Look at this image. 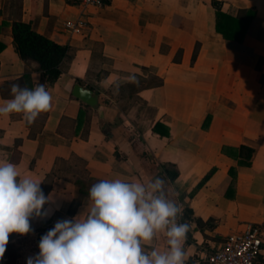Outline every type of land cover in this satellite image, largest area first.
<instances>
[{
	"label": "crops",
	"instance_id": "0c3cea01",
	"mask_svg": "<svg viewBox=\"0 0 264 264\" xmlns=\"http://www.w3.org/2000/svg\"><path fill=\"white\" fill-rule=\"evenodd\" d=\"M212 1L82 8L80 0H0V105L13 83L44 84L53 97L32 124L22 114L0 116V161L40 181L52 198L42 209L48 216L30 221L32 232L10 234L0 264H27L58 220L86 216L89 188L101 179L165 177L170 196L179 193L191 210L186 264H209L206 254L228 234L264 225V0H215L232 16L253 9L241 41L216 31ZM79 18L86 26L68 32L65 22ZM16 20L70 47L54 83L20 58ZM76 84L97 94V107L73 95ZM157 122L169 133L153 131ZM240 145L252 148L250 165L223 150ZM157 246L165 250L163 236ZM257 264H264V232Z\"/></svg>",
	"mask_w": 264,
	"mask_h": 264
},
{
	"label": "clouds",
	"instance_id": "9594fccd",
	"mask_svg": "<svg viewBox=\"0 0 264 264\" xmlns=\"http://www.w3.org/2000/svg\"><path fill=\"white\" fill-rule=\"evenodd\" d=\"M11 96L0 105V116L22 114L28 124L53 106L44 84L28 88L13 83ZM40 185L21 178L15 164L0 161V259L10 234L26 235L33 231V218L48 216L42 209L52 198ZM178 196H170L162 176L147 182L101 179L89 188L87 215L58 220L41 236L39 252L27 264H186L190 224L181 222ZM162 236L163 251L157 246Z\"/></svg>",
	"mask_w": 264,
	"mask_h": 264
},
{
	"label": "trees",
	"instance_id": "16d2710c",
	"mask_svg": "<svg viewBox=\"0 0 264 264\" xmlns=\"http://www.w3.org/2000/svg\"><path fill=\"white\" fill-rule=\"evenodd\" d=\"M110 0H103L108 3ZM212 6L215 9V29L226 39L241 41L247 27L254 16L253 9L242 10L239 16H232L221 9V4L213 0ZM12 36L14 47L20 58L26 62H35L37 70L40 72L41 81L52 84L54 83L63 70V64L71 57L70 47L59 44L52 39L38 33L30 23L16 20L12 24ZM162 124L157 122L153 126L156 133H169L165 126L164 130L160 129ZM225 153L235 158L239 165H250L252 148L240 145L233 148H224ZM169 177L174 179L177 171H167ZM209 176L206 174L201 181ZM78 203V202H77ZM76 204V203H75ZM191 219V210L187 207L183 209L181 222H188Z\"/></svg>",
	"mask_w": 264,
	"mask_h": 264
},
{
	"label": "built area",
	"instance_id": "2783aa9c",
	"mask_svg": "<svg viewBox=\"0 0 264 264\" xmlns=\"http://www.w3.org/2000/svg\"><path fill=\"white\" fill-rule=\"evenodd\" d=\"M81 7L88 5L102 6L103 0H80ZM86 26V20L66 21L65 29L78 32ZM263 224H248L244 231L228 234L219 246L206 254L209 264H257V258L263 243Z\"/></svg>",
	"mask_w": 264,
	"mask_h": 264
},
{
	"label": "water",
	"instance_id": "95a60500",
	"mask_svg": "<svg viewBox=\"0 0 264 264\" xmlns=\"http://www.w3.org/2000/svg\"><path fill=\"white\" fill-rule=\"evenodd\" d=\"M72 93L75 97L79 98L93 108L97 107V94L88 88H84L78 84L73 87Z\"/></svg>",
	"mask_w": 264,
	"mask_h": 264
}]
</instances>
